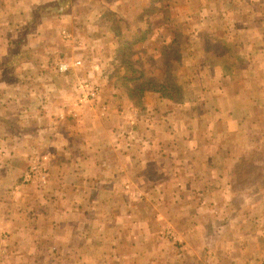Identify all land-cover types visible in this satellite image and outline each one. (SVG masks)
<instances>
[{"label": "crops", "instance_id": "crops-1", "mask_svg": "<svg viewBox=\"0 0 264 264\" xmlns=\"http://www.w3.org/2000/svg\"><path fill=\"white\" fill-rule=\"evenodd\" d=\"M63 31L99 43L106 110L74 105ZM10 189L21 264H264V0H0Z\"/></svg>", "mask_w": 264, "mask_h": 264}, {"label": "rangeland", "instance_id": "rangeland-1", "mask_svg": "<svg viewBox=\"0 0 264 264\" xmlns=\"http://www.w3.org/2000/svg\"><path fill=\"white\" fill-rule=\"evenodd\" d=\"M109 18L112 20L113 16H109ZM144 26H146V24H144ZM127 30L130 31L128 28L126 29V26H124V31H125L124 35H126ZM71 32L72 31H70V34L73 33V32L72 33ZM111 38L112 37H109L108 40H111ZM89 39H91V38L88 35H85V33L80 34L78 37H76L74 34L71 38H69V41L72 40L71 42H69L70 43L69 49L72 48L73 51L82 50L81 52H83V53L85 50L86 51L85 56L79 55V56L74 57V58L69 57V56L68 57L59 56L60 54L57 56L56 55L54 56V59L59 56L55 60L63 58V59H67L68 61L74 62L76 59H82L84 62L83 67L74 68V69H71L69 71V75H72L73 79H74L73 81L76 82L73 85V87H74L73 89L75 92V99H76V102L74 105H77V103H78L77 97H79V95H78L77 89L80 88V85H81V82L83 79L93 80L92 82L99 84L103 88V85L100 82V77H101V75H103L104 70H105L101 66V63H103L102 57L104 56V54L102 53V51L100 49H98L99 43H97L96 41H89ZM98 51H100V53ZM130 55H131V53H130V51H128L125 56L131 57ZM138 62H140V61L138 60ZM54 64H55V61H54ZM76 93H77V96H76ZM106 104H107V102L105 103L103 101V91H102L100 98L97 101L91 100L90 104L88 102H86V107H88L90 109H96L95 111H98L99 108L106 110V108H107ZM11 191L12 190L10 189L9 193H8V198L5 201L6 204L7 203L9 204V206H8L9 212L7 210L2 212V210L0 208V220H6L7 219L8 220L7 222L11 221L12 219L18 220L19 218H18L17 214L19 212H21V210H22V209H20L21 208L20 205H17L18 203L13 201ZM0 205L2 206L1 202H0ZM2 207H5V206H2ZM7 222H4L2 229L0 228V264H21V261H17L13 257L10 258V254H8L6 252L7 250L4 251V247L6 248V246H7L6 249L13 250L16 247V245L13 243V239L18 236L17 233L19 231L22 232L23 230H15L12 227H9L7 225ZM3 255H5V256H3Z\"/></svg>", "mask_w": 264, "mask_h": 264}, {"label": "built area", "instance_id": "built-area-1", "mask_svg": "<svg viewBox=\"0 0 264 264\" xmlns=\"http://www.w3.org/2000/svg\"><path fill=\"white\" fill-rule=\"evenodd\" d=\"M63 37L65 39L71 38L73 35L70 32L63 31ZM55 68L61 73H68L71 69L83 67L84 62L82 59H76L74 62L68 61L67 59L60 58L55 60ZM93 80L83 79L80 88L77 89L79 97H77L78 105H86V102L90 104L91 100L97 101L103 88L92 82ZM98 103V102H97ZM48 165L46 164V158L43 156H36L30 169L26 172L24 176L25 182H34L39 185H45L48 182Z\"/></svg>", "mask_w": 264, "mask_h": 264}]
</instances>
